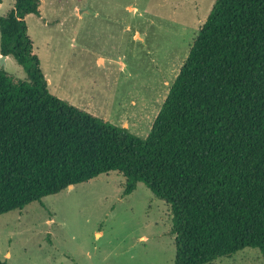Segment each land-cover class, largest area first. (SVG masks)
I'll return each instance as SVG.
<instances>
[{
  "label": "trees",
  "instance_id": "16d2710c",
  "mask_svg": "<svg viewBox=\"0 0 264 264\" xmlns=\"http://www.w3.org/2000/svg\"><path fill=\"white\" fill-rule=\"evenodd\" d=\"M39 7L0 17L28 78L0 67V216L117 172L170 207L174 264L264 254V0L214 1L145 138L50 94L25 22Z\"/></svg>",
  "mask_w": 264,
  "mask_h": 264
},
{
  "label": "rangeland",
  "instance_id": "374dc122",
  "mask_svg": "<svg viewBox=\"0 0 264 264\" xmlns=\"http://www.w3.org/2000/svg\"><path fill=\"white\" fill-rule=\"evenodd\" d=\"M215 0H40L25 22L48 91L145 138ZM14 4L2 0L0 17ZM0 67L27 81L13 57ZM102 174L0 216L5 264H174L170 207ZM211 264H264L245 248Z\"/></svg>",
  "mask_w": 264,
  "mask_h": 264
},
{
  "label": "water",
  "instance_id": "95a60500",
  "mask_svg": "<svg viewBox=\"0 0 264 264\" xmlns=\"http://www.w3.org/2000/svg\"><path fill=\"white\" fill-rule=\"evenodd\" d=\"M1 59H2V60H4V59H5V57H4V56H2V57H1ZM68 188H72V186H68Z\"/></svg>",
  "mask_w": 264,
  "mask_h": 264
},
{
  "label": "crops",
  "instance_id": "0c3cea01",
  "mask_svg": "<svg viewBox=\"0 0 264 264\" xmlns=\"http://www.w3.org/2000/svg\"><path fill=\"white\" fill-rule=\"evenodd\" d=\"M1 4H2V0H1L0 6H1ZM6 59H7V57H6Z\"/></svg>",
  "mask_w": 264,
  "mask_h": 264
}]
</instances>
